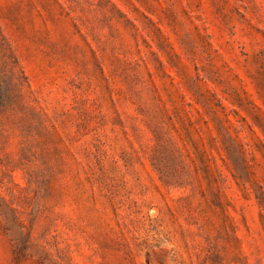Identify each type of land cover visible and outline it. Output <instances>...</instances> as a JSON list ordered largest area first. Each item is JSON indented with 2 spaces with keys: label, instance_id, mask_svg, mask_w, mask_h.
I'll list each match as a JSON object with an SVG mask.
<instances>
[{
  "label": "rangeland",
  "instance_id": "374dc122",
  "mask_svg": "<svg viewBox=\"0 0 264 264\" xmlns=\"http://www.w3.org/2000/svg\"><path fill=\"white\" fill-rule=\"evenodd\" d=\"M0 264H264V0H0Z\"/></svg>",
  "mask_w": 264,
  "mask_h": 264
}]
</instances>
